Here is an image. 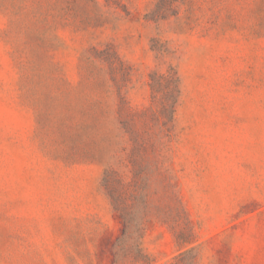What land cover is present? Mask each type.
<instances>
[{
	"label": "rangeland",
	"instance_id": "rangeland-1",
	"mask_svg": "<svg viewBox=\"0 0 264 264\" xmlns=\"http://www.w3.org/2000/svg\"><path fill=\"white\" fill-rule=\"evenodd\" d=\"M0 264H264V0H0Z\"/></svg>",
	"mask_w": 264,
	"mask_h": 264
}]
</instances>
